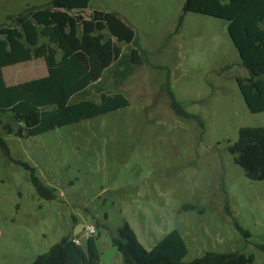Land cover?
I'll use <instances>...</instances> for the list:
<instances>
[{
  "label": "rangeland",
  "instance_id": "rangeland-1",
  "mask_svg": "<svg viewBox=\"0 0 264 264\" xmlns=\"http://www.w3.org/2000/svg\"><path fill=\"white\" fill-rule=\"evenodd\" d=\"M48 1L0 0V23ZM183 2L90 0L81 11L84 17L94 10L117 12L147 57L125 76L117 61L97 85L122 92L126 107L29 137L0 127L11 156L0 149V264L31 262L74 232L78 221L111 228L126 221L147 248L176 228L187 246L185 261L205 251H240L253 254L251 264H264V178H247L228 151L239 127L264 126V111L250 112L238 89L235 78L248 72L227 21L183 13ZM120 45L125 56L133 47ZM2 74L12 84L41 77L46 67L43 58L32 59L4 66ZM167 80L175 99L197 118L174 112ZM88 96L99 94L91 89ZM14 160L33 165L55 188V198H42L28 170ZM184 203L201 210H184ZM234 222L250 235L244 237ZM100 232L101 264H123L117 251L111 254L116 249L108 233ZM86 236L82 230L80 242Z\"/></svg>",
  "mask_w": 264,
  "mask_h": 264
},
{
  "label": "trees",
  "instance_id": "trees-1",
  "mask_svg": "<svg viewBox=\"0 0 264 264\" xmlns=\"http://www.w3.org/2000/svg\"><path fill=\"white\" fill-rule=\"evenodd\" d=\"M90 0H49L40 6L25 7L0 23V127L16 137L35 136L56 127L102 115L128 105L120 91L97 88L104 73L117 61L121 76L146 60L137 46L132 26L115 11L94 10L89 17L81 11ZM183 13L194 12L227 21L226 31L240 64L248 76L235 78L247 109L264 111V0H184ZM183 13L177 19L180 26ZM121 42L132 43L129 54L122 55ZM43 58L46 74L14 84H6L2 68ZM118 83V81H117ZM168 85L170 105L184 118H197L186 112ZM91 89L98 99L88 96ZM0 149L11 158L0 134ZM234 162L252 180L264 178V126L239 127L237 138L228 146ZM29 172L35 191L44 199L55 198V188L41 180L27 161L14 160ZM184 210L196 209L184 203ZM75 220V217H73ZM244 237L249 232L234 222ZM96 235L75 242L73 231L62 236L27 264H101L97 239L100 229L108 233L111 245L123 264H251L253 254L240 251H205L189 261L186 243L178 229L172 228L149 248L137 238L132 227L122 221L116 228L96 221ZM264 252V244L259 246Z\"/></svg>",
  "mask_w": 264,
  "mask_h": 264
},
{
  "label": "built area",
  "instance_id": "built-area-1",
  "mask_svg": "<svg viewBox=\"0 0 264 264\" xmlns=\"http://www.w3.org/2000/svg\"><path fill=\"white\" fill-rule=\"evenodd\" d=\"M82 230L85 232L87 236L92 235L96 231L95 224L93 223H87L86 225H83ZM75 242H79V239H75Z\"/></svg>",
  "mask_w": 264,
  "mask_h": 264
},
{
  "label": "crops",
  "instance_id": "crops-1",
  "mask_svg": "<svg viewBox=\"0 0 264 264\" xmlns=\"http://www.w3.org/2000/svg\"><path fill=\"white\" fill-rule=\"evenodd\" d=\"M30 6H35V5H30ZM30 6H26V7H30ZM35 59H39V58H35ZM30 61V60H29ZM44 76V75H43ZM12 84H14V83H12ZM82 223L80 222V221H78L76 224H75V226H74V228L75 229H78L79 230V232L78 233H81V231H82V228H83V226L81 225ZM74 234V233H73ZM79 239V241H80V238H78ZM113 252H116V250L114 251V250H112L111 251V254L113 253Z\"/></svg>",
  "mask_w": 264,
  "mask_h": 264
},
{
  "label": "water",
  "instance_id": "water-1",
  "mask_svg": "<svg viewBox=\"0 0 264 264\" xmlns=\"http://www.w3.org/2000/svg\"><path fill=\"white\" fill-rule=\"evenodd\" d=\"M81 225L83 226V224H81ZM75 232H76V229L74 230V232H73V233H74V234H77V233H75Z\"/></svg>",
  "mask_w": 264,
  "mask_h": 264
}]
</instances>
